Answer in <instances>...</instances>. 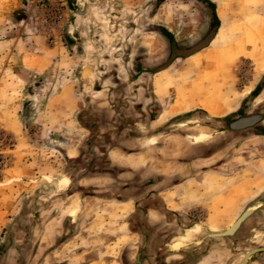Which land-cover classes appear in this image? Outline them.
I'll return each instance as SVG.
<instances>
[{"label": "rangeland", "instance_id": "obj_1", "mask_svg": "<svg viewBox=\"0 0 264 264\" xmlns=\"http://www.w3.org/2000/svg\"><path fill=\"white\" fill-rule=\"evenodd\" d=\"M161 1L0 0V264L33 262L29 247L48 245L39 235L49 229L61 233L47 249L69 241L63 249L82 254L78 264L95 252L99 264H137L138 256L141 264H196L220 242L207 234L249 206L264 210V137L228 128L264 118V0H209L219 28L202 49L211 8ZM90 99L107 102L102 113ZM97 183L116 187L114 195ZM128 186L153 188L151 216L165 209L161 198L184 211L165 209L147 223L141 207L132 217L111 213V198ZM253 214L207 264H235L264 247V217ZM193 227L198 242L183 239ZM260 254L248 262H264Z\"/></svg>", "mask_w": 264, "mask_h": 264}, {"label": "crops", "instance_id": "obj_2", "mask_svg": "<svg viewBox=\"0 0 264 264\" xmlns=\"http://www.w3.org/2000/svg\"><path fill=\"white\" fill-rule=\"evenodd\" d=\"M218 28H219V26H218ZM218 30V29H217ZM213 40V39H212ZM210 42H212V41H210ZM210 44V43H209ZM208 44V45H209ZM207 45V46H208ZM197 52H199V51H197ZM196 52V53H197ZM195 54V53H194ZM157 77V76H156ZM155 77V78H156ZM155 81V80H154ZM128 89L130 88V87H127ZM127 88H122V90L123 91H126L127 90ZM103 91L104 90H102V89H100V90H98V91H96V92H94L95 94H97V95H101V94H103ZM114 92H117V91H114ZM113 93V91H111V88H109L108 90H107V95H108V98L110 97V102L108 103V107L109 106H111L110 104H111V94ZM98 99L99 97H95V99ZM106 100V99H105ZM106 101H104V99L102 100V99H99V100H89V102H88V108L89 107H91L92 108V110L95 108V109H97V111H99V113H102V110H104V108L106 107ZM82 106V105H81ZM83 107V106H82ZM82 109V108H81ZM120 110H122V107H120ZM162 114H163V112H162ZM160 115V117L161 116H163V115ZM101 116V115H100ZM109 118L108 119H111V116H108ZM160 117L158 118V119H160ZM100 119V118H99ZM104 119H107V118H104ZM158 119L154 122V124H156V122L158 121ZM99 121V120H98ZM101 123L103 124V125H107V124H109V125H116L117 123H116V120H112L111 122H106V121H101ZM102 125V126H103ZM113 127H115V126H113ZM116 129V128H115ZM109 131H111V129H109ZM110 141H111V136H110ZM198 141V140H197ZM199 142V141H198ZM156 142L155 141H153V143L152 144H155ZM77 153H72V152H69L68 153V156L70 157V158H72V157H74L75 155H76ZM111 157V151H109V153H108V158H110ZM96 162V161H95ZM99 175H97V177H98ZM97 177H95V179L96 180H100V178H97ZM102 178V177H101ZM95 180V181H96ZM81 184H83V185H86L85 184V182H83L82 181V183ZM66 185V184H65ZM108 185H109V187H108ZM108 187V189L106 190V191H111V196L110 197H112L113 195H114V191H116V187H112L111 188V184H105V183H97V184H94V187ZM62 187H65V186H63L62 184H60V189L62 188ZM146 187H144V186H142V187H140V186H128V187H124V188H122V192H120V194L119 195H121L120 196V199H118L117 201H113L114 200V198H111V213H113L114 212V210H117L118 209V211H121L122 209L125 211V213L123 214V217H132V215H133V213H132V210H133V208L135 209V211H134V213H136V212H141L140 210H139V208L138 207H141L142 208V210H143V213L142 214H140L141 216V221H143V222H145V223H147V222H151V218L154 216V217H159V219L160 218H164V213H165V209H166V211H168V212H170V211H174V213H177L179 216H180V214L182 213V211H184V209H183V204L182 203H176L175 202V200H174V202H175V204L176 205H178V207H179V210H175V209H172V208H170L169 206H168V200H164V198H161L162 200L161 201H159L160 203H161V208H164L165 207V209L164 210H162V211H156L157 212V214H153V216H151V214H149L150 213V210H149V206L151 207L152 206V204H150V203H154V200L153 199H151V198H146L147 197V195L149 194V191H151L153 188H150V189H145ZM105 189V188H104ZM160 194V193H159ZM161 195V194H160ZM144 196V197H143ZM143 197V198H142ZM158 199V198H157ZM113 202H116V204L114 203V205H113ZM77 201H75L74 203H73V205H71V206H69L63 213V215H66L65 217H66V219H71L72 217H75L76 215H77V208H78V205H77ZM164 205H166V206H164ZM173 206V205H172ZM158 212H159V214H158ZM171 213V212H170ZM172 214V213H171ZM124 215H127V216H124ZM174 215V214H173ZM173 215H170V216H173ZM255 217H264L263 215H264V210H259V211H257V212H255L254 214H253ZM252 216V215H251ZM250 216V217H251ZM71 217V218H70ZM120 217V216H119ZM249 217V218H250ZM64 219V218H63ZM120 220H122L123 218H122V216H121V218H119ZM120 220H118V221H120ZM10 220H8V222H9ZM40 220H38V219H36L35 221H34V224H35V226L38 224V222H39ZM130 221V219L128 220V222ZM247 221V220H246ZM2 222V221H1ZM73 222V219L71 220V223ZM157 222H158V220H157ZM235 221H233L225 230H227L233 223H234ZM5 227V226H4ZM3 227V228H4ZM146 228H147V225L145 226ZM195 228L196 227H193L192 229H190V230H188V231H185V235H184V240H187V241H191V240H196L197 242L198 241H200V239H198L197 237H198V235H195V234H191L194 230H195ZM144 229V228H143ZM224 230V231H225ZM1 233H2V230H1ZM61 232H59L58 230H55L54 231V229L52 230V229H49V230H47V232H46V230L45 231H42V234L41 235H39V238H42V239H46V241L49 243L48 245H44V246H42V244H40V245H37L36 244V246L35 247H29L30 248V253L32 254V251L31 250H33V254L35 255V257H37L38 255H40V254H42L43 255V261L41 262V264H44V263H47L48 261H53V262H51V264H78V260H80V257H82V254H78L77 252L78 251H76L75 250V252L76 253H74V255H73V257H71L72 255H69V256H67V254L65 253V251H64V249L63 248H65L67 245H68V242L69 241H66V242H64V243H61L60 245H58L57 247H55V248H52V249H47V247H50L49 245H50V241L52 240V241H55V239H57L56 237V235H59ZM239 234V230H238V232H236V236ZM243 234V233H242ZM36 235V229H34L33 227H31L30 229H29V232H28V238H29V241H30V245H31V243H33V236H35ZM187 235H189V238H187ZM18 236H15L14 238H17ZM255 238H258V239H260L262 236H258L257 234H255V236H254ZM71 238H73V237H71ZM150 238V237H149ZM197 238V239H196ZM152 239H154V241L156 242V239L157 238H152ZM218 240L217 241H220V242H204L203 243V246L202 247H205L208 243H212L211 245V247L209 248V251L207 252V253H205V254H203V256L202 257H200V259H199V262H196V264H207L208 263V261L211 259V256H212V249L213 248H217L218 246H219V248H221V250H222V245H223V242L222 241H224V239H227V238H217ZM70 240H72V239H70ZM154 241L152 242L151 241V245H153L154 244ZM212 241H216L215 239L214 240H212ZM264 241V240H263ZM52 243V242H51ZM112 243H114L115 244V241H113V242H111V244ZM172 245L173 246H175V244L174 243H172ZM181 245V244H180ZM172 247V246H171ZM173 249H174V247H172ZM12 250H13V247L12 248H10L9 249V251H8V253H10V252H12ZM15 250V249H14ZM74 252V251H73ZM248 253V252H247ZM247 253H244V254H242V257H241V259L239 260V261H235L236 263L235 264H238V263H240V262H242L243 261V259H244V257H245V255L247 254ZM29 253H27V255H28ZM97 253L95 252V254H94V256L96 255ZM112 255V254H111ZM261 255V257H258L257 256V259H264L263 258V256H264V254H260ZM94 256H92L93 257V261H90L89 263H87V264H99V263H96V261H95V259H94ZM35 257H34V259H33V262H29L30 264H33L34 263V261H35ZM58 257V258H57ZM111 262H113V261H111ZM211 263V262H210ZM28 264V263H27ZM50 264V263H49ZM247 264H264V262H261V261H259V260H257V261H255L254 259L253 260H251V262H248Z\"/></svg>", "mask_w": 264, "mask_h": 264}, {"label": "water", "instance_id": "obj_3", "mask_svg": "<svg viewBox=\"0 0 264 264\" xmlns=\"http://www.w3.org/2000/svg\"><path fill=\"white\" fill-rule=\"evenodd\" d=\"M258 121H259V115L246 116V117L239 118V119L229 123L228 128L231 131H241V130H245V129L253 127ZM246 214H247V210L242 212L230 229H227V230H225L221 233H217V234L209 233L206 235V238L207 239H215V238H229V237H231L233 234L232 230H234V228L237 227V225L241 222V220H243L244 216H246L245 218H247L248 214L247 215ZM262 251H264V247L258 248V249H253L250 252H248L247 255L252 254L251 256H253V255H255L259 252H262ZM247 263L248 262H245V259H243V261L240 262L239 264H247ZM137 264H141L139 256L137 258Z\"/></svg>", "mask_w": 264, "mask_h": 264}, {"label": "trees", "instance_id": "obj_4", "mask_svg": "<svg viewBox=\"0 0 264 264\" xmlns=\"http://www.w3.org/2000/svg\"><path fill=\"white\" fill-rule=\"evenodd\" d=\"M203 2H205L212 10V17H213V20H214V28H212L209 36L204 40V44L201 46L200 49L204 48V47H207V45L210 43V41L213 39V37L215 36L216 32H217V29H218V26H219V23H218V20H217V17H216V14H215V7H214V4L209 1V0H202ZM163 2V0L161 1V3ZM199 49V50H200ZM194 51V50H192ZM198 50L194 51V52H197ZM191 52V51H190ZM190 54L186 55V56H189ZM178 57H185L184 54H178L176 55L174 58H178Z\"/></svg>", "mask_w": 264, "mask_h": 264}, {"label": "bare ground", "instance_id": "obj_5", "mask_svg": "<svg viewBox=\"0 0 264 264\" xmlns=\"http://www.w3.org/2000/svg\"><path fill=\"white\" fill-rule=\"evenodd\" d=\"M261 60V59H260ZM261 65H263L262 67L264 68V60H262L261 61ZM217 113H218V111H217ZM245 210H247V214H248V216H247V218H245L246 216H244V218H243V220H241V222L237 225V227L236 228H234V230H232V236H234L235 234H236V232L239 230V228L244 224V222L256 211V208H254V206H249L248 208H246ZM244 210V211H245ZM243 211V212H244ZM246 214V215H247ZM237 220V219H236ZM235 220V221H236ZM235 223V222H234ZM233 223V224H234ZM233 224L228 228V229H230L232 226H233ZM221 233V232H220ZM217 234V233H216ZM231 236V237H232ZM252 254H249V255H245V257H244V259H245V262H248L249 261V258H250V256H251Z\"/></svg>", "mask_w": 264, "mask_h": 264}, {"label": "flooded vegetation", "instance_id": "obj_6", "mask_svg": "<svg viewBox=\"0 0 264 264\" xmlns=\"http://www.w3.org/2000/svg\"><path fill=\"white\" fill-rule=\"evenodd\" d=\"M254 115H259V121L251 128H248V129H255L258 136H263L264 137V128H259L258 129V125L264 121V118H263V115H260V114H254ZM252 116V115H251ZM246 117V116H245Z\"/></svg>", "mask_w": 264, "mask_h": 264}]
</instances>
